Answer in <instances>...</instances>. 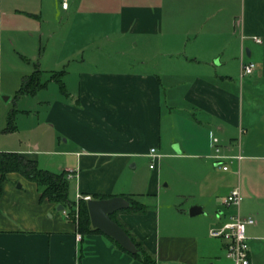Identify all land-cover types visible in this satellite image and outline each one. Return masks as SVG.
<instances>
[{
	"label": "crops",
	"instance_id": "crops-1",
	"mask_svg": "<svg viewBox=\"0 0 264 264\" xmlns=\"http://www.w3.org/2000/svg\"><path fill=\"white\" fill-rule=\"evenodd\" d=\"M2 18L18 22L15 32ZM108 23L109 32H100ZM90 37H111L114 56L129 53L132 65L110 60L104 49L91 47ZM53 38L60 41L50 66H41V40ZM3 47L46 77L62 72L65 94L49 106L48 122L60 156L54 173L71 175L70 201L130 197L147 210H120L114 219L153 264H221L223 241L208 231L231 216L222 200L239 164L247 162L245 171L254 162L264 180V0H69L66 9L60 0H0ZM240 62L253 63L252 74L240 76ZM172 132L176 140L167 141ZM235 135L261 140L245 141L241 159L222 171L209 139H217L221 156L233 157ZM150 149L157 158L148 157ZM17 154L38 162V148ZM164 156L176 160L172 183L161 171ZM243 187L251 199L264 200V184ZM165 188L169 206L159 204ZM38 196L33 183L5 176L0 264H141L100 233L76 242L67 211ZM191 207L200 213L188 216Z\"/></svg>",
	"mask_w": 264,
	"mask_h": 264
},
{
	"label": "rangeland",
	"instance_id": "rangeland-1",
	"mask_svg": "<svg viewBox=\"0 0 264 264\" xmlns=\"http://www.w3.org/2000/svg\"><path fill=\"white\" fill-rule=\"evenodd\" d=\"M2 24L3 26L5 24L9 25L11 28H13L11 29L13 31L19 25L16 20H13V22H6L5 18H2ZM51 26V28L54 30V33H60V25L58 26V24L52 22ZM86 29L95 31V29L92 27ZM108 30L109 23L105 26L104 30L99 31L108 33ZM53 39L54 40L48 39V41L45 39L41 40V47L45 48L41 66H50V53L52 49L57 46L56 41L57 43L60 41L58 38ZM110 40L111 37L108 39H92L90 37L88 38V43L91 45V47L98 46L104 49L105 56L110 60L117 58L118 60L120 59L121 61H125V67L128 64H131L129 53L122 52V48L120 50L122 53L114 56L113 46ZM3 48L2 51H0V151L17 153L18 150L21 151L27 149L34 151V148H38L39 154L38 162L36 163L37 167L42 170L54 172L56 164L58 163L57 161L60 160V156L54 154V151L57 149L55 146H53L54 136L52 135L51 129L49 127L48 109L56 98L61 97L59 86L55 83L49 82L45 88L38 90L32 96L17 97L16 92L20 87L22 76L29 75L34 70V68L21 63L18 60L17 55L13 53L12 49H7L6 47L4 49ZM14 50L17 51L15 48ZM138 67V65H135V68ZM39 70H42V68L39 67ZM46 76V74H43L42 80H45ZM9 118H11L13 130L11 132H4ZM163 129L164 128L162 127V130ZM162 134H164V132ZM253 136L254 137L248 135L242 136L240 138V135H235L232 140L231 152H237L238 148L242 147V144L245 141L248 143H253V141H255L254 143H256L261 140L258 136ZM163 137L165 139V135ZM166 137L167 141L176 140V135L174 132L170 134L168 133ZM163 143L165 144L166 141L163 140ZM60 147L62 146L60 145ZM159 160L161 161V171L164 177L170 182L175 181L176 160L168 156L161 157ZM148 163L149 161H146L145 167ZM246 163V161H243L239 164L238 173H236L234 176L231 190L236 187L239 189L241 197L239 204L240 218L250 217L253 219V221H255V224L251 226L246 225L244 228L247 250L251 259V264H264V200L251 199V197L246 195L247 193L244 192L243 187L245 183L248 182L250 185L261 186L264 184V180L258 175L256 171L257 167L256 165H252L254 163L252 161L248 162L247 166L249 168L244 171L243 165ZM164 182L166 181L163 180L161 184H165ZM170 190L171 189L168 188L163 190L165 194L159 199L160 205L169 206L170 200L168 195L171 196ZM172 199L173 198L171 196V200ZM230 210H232V212L229 215H235V209L231 208ZM248 210L255 211V213H244ZM220 262L221 264H228L227 260L223 258H221Z\"/></svg>",
	"mask_w": 264,
	"mask_h": 264
},
{
	"label": "trees",
	"instance_id": "trees-1",
	"mask_svg": "<svg viewBox=\"0 0 264 264\" xmlns=\"http://www.w3.org/2000/svg\"><path fill=\"white\" fill-rule=\"evenodd\" d=\"M42 74L43 73L39 69L34 68V70L29 75L23 76L21 78L20 87L16 92V96H32L38 90L45 88L49 82L57 84L59 86L60 92L65 94L64 86L61 82L62 72L51 73L45 78V80H42ZM12 130L13 126L11 123V118H9L4 132H11ZM10 173L17 174L24 180L33 183L39 195V202L45 200L54 206L60 205L64 211H67V216L69 219L74 221L76 231L80 237L81 235L87 233H100L98 230L90 227L85 204L86 201L81 199H78L77 201H70L68 199V180L65 177L66 172L62 171L59 173H54L42 170L37 167L36 162L26 160L17 153L0 151V187L5 176ZM90 198L93 200L107 199L106 197L95 195ZM124 200L128 203V207L124 209L128 213L143 214L147 210L146 206L132 200L130 197H125ZM115 213L110 216L111 220L126 233L136 248V253L129 255L141 264H153L154 261L151 256L142 248L139 243L135 242V240L127 233V231L114 219ZM108 239L117 248L122 250L110 238ZM122 251L125 252L124 250Z\"/></svg>",
	"mask_w": 264,
	"mask_h": 264
},
{
	"label": "built area",
	"instance_id": "built-area-1",
	"mask_svg": "<svg viewBox=\"0 0 264 264\" xmlns=\"http://www.w3.org/2000/svg\"><path fill=\"white\" fill-rule=\"evenodd\" d=\"M69 0H60V8L66 9L67 2ZM254 43H260V40L256 37H252ZM254 71V64L251 62H240V76H246L252 74ZM210 149L212 151L211 158L214 162H220L219 168L222 171L227 170V165L234 160L236 163L241 159L239 151L236 156H221L217 139L211 137ZM148 157L151 159L157 158L158 155L154 153V149H150L148 152ZM225 163L223 164V162ZM149 169L152 168V162L148 166ZM66 179L71 178L70 174H67ZM81 199L83 201L89 200L88 196H76V200ZM240 193L238 187L233 188L227 196L222 200V204L225 207H232L235 209V215H231L227 218L225 222L220 224L215 228H211L208 231V236L211 238L220 239L224 244V257L229 262V264H251L248 259V250L246 244V238L244 234V228L246 225L253 224V220L249 217L240 218L238 213V207L240 204ZM75 241L80 240V235L75 234Z\"/></svg>",
	"mask_w": 264,
	"mask_h": 264
},
{
	"label": "water",
	"instance_id": "water-1",
	"mask_svg": "<svg viewBox=\"0 0 264 264\" xmlns=\"http://www.w3.org/2000/svg\"><path fill=\"white\" fill-rule=\"evenodd\" d=\"M17 188H19V185H17ZM85 204L91 228L98 230L102 235L110 238L128 254L136 253V248L129 237L110 218L113 213L128 207V203L122 197L115 196L100 200L89 199ZM55 210L62 211L63 209L60 205H57ZM199 213L200 209L198 207H191L188 210V216L190 217Z\"/></svg>",
	"mask_w": 264,
	"mask_h": 264
}]
</instances>
